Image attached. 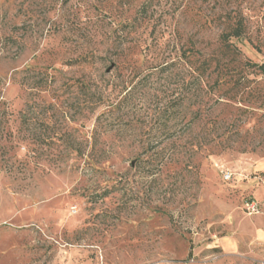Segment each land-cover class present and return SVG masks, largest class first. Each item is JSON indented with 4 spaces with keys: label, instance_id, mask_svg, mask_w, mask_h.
<instances>
[{
    "label": "rangeland",
    "instance_id": "obj_1",
    "mask_svg": "<svg viewBox=\"0 0 264 264\" xmlns=\"http://www.w3.org/2000/svg\"><path fill=\"white\" fill-rule=\"evenodd\" d=\"M237 26L264 65V0H0V264H263L264 76L221 104L177 62Z\"/></svg>",
    "mask_w": 264,
    "mask_h": 264
},
{
    "label": "trees",
    "instance_id": "obj_2",
    "mask_svg": "<svg viewBox=\"0 0 264 264\" xmlns=\"http://www.w3.org/2000/svg\"><path fill=\"white\" fill-rule=\"evenodd\" d=\"M243 36V29L240 26L235 27L232 31L223 34L221 36V45L223 55L221 57H213L212 55H205L201 51H196L194 48H188L186 50L182 49L181 53L178 55L177 62L182 64L186 70L185 79L188 85L193 82V80L198 84V88L205 94L203 97L206 98L207 95L216 96L217 102L221 104H228L233 100V89L238 86H245L249 82L247 77H242L243 72H247L248 75L256 74L264 76V65H258L252 63L251 61L243 60L238 58L239 54L237 49L231 44L232 39H239ZM89 61L86 59L77 61L76 64H88ZM176 66V64H172ZM157 67L163 68V64ZM153 67V68H157ZM111 68H114L111 67ZM33 69H27L26 72L31 73ZM40 81L34 83H27L32 86V89L36 90L38 94L49 92L52 88L53 78L48 73H40ZM32 84V85H31ZM192 84V83H191ZM201 99L198 104L199 109H201L204 100ZM113 108V106H111ZM198 114H202L199 110ZM104 115V114H103ZM102 117V116H100ZM97 118V123L101 118ZM218 124V123H217ZM215 126L216 131H222L225 138L219 141V145L222 150H227L229 147L230 139V128L231 125L223 122ZM210 142V141H209ZM210 144V143H209ZM95 145L93 141V146ZM205 145V149H206ZM92 161V159H89Z\"/></svg>",
    "mask_w": 264,
    "mask_h": 264
},
{
    "label": "built area",
    "instance_id": "obj_3",
    "mask_svg": "<svg viewBox=\"0 0 264 264\" xmlns=\"http://www.w3.org/2000/svg\"><path fill=\"white\" fill-rule=\"evenodd\" d=\"M231 178H232V174L229 172H225L224 179L228 181ZM245 209L247 210L249 214H255L259 211V205L256 201H249L245 204Z\"/></svg>",
    "mask_w": 264,
    "mask_h": 264
}]
</instances>
